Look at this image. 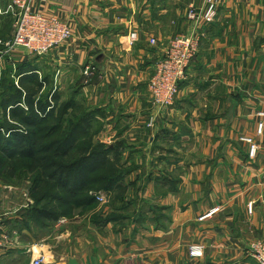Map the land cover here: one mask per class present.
I'll return each instance as SVG.
<instances>
[{"label": "crops", "instance_id": "obj_1", "mask_svg": "<svg viewBox=\"0 0 264 264\" xmlns=\"http://www.w3.org/2000/svg\"><path fill=\"white\" fill-rule=\"evenodd\" d=\"M8 3L0 0L3 40L14 33L1 32L8 25L10 31L14 19ZM35 4L47 15L72 20L73 37L41 57L18 48L9 56L12 63L27 65L28 75L43 67L44 89L49 85L60 97L68 92L92 112L94 141L111 148L122 143V165L130 169L121 191L103 194L108 206L117 201L103 209L111 221L89 228L91 242L86 232L75 233L83 251L59 255L54 263L257 264L250 248L264 240V130L258 134L259 122L264 126V0H217V16L204 28L175 105L163 113L148 92L155 66L174 38L191 32L188 8L205 10L207 0ZM132 32L139 42L131 47ZM89 67L92 76L85 75ZM244 137L258 144L256 157ZM9 226L0 221V264H29L31 252L44 243L15 235L5 240ZM193 244L204 246L202 259L189 256Z\"/></svg>", "mask_w": 264, "mask_h": 264}, {"label": "trees", "instance_id": "obj_2", "mask_svg": "<svg viewBox=\"0 0 264 264\" xmlns=\"http://www.w3.org/2000/svg\"><path fill=\"white\" fill-rule=\"evenodd\" d=\"M27 72L28 67L24 73L19 72L26 75L20 79L21 90L11 91V81L3 79L2 85L9 91L1 92L0 106H10L9 120L13 124L8 123L6 115L0 116V171L18 166L37 174L33 193L38 196L43 188L47 189L41 201H67L66 195L51 193L61 184L70 198L92 194L80 201L81 206H94L99 195L121 191L124 177L130 171L122 165L123 152L118 151L123 144L111 148L96 143L95 117L88 110L75 114L79 107L75 101L60 104V96H51L52 92L47 103L37 100L44 83L39 82L37 89L23 85L38 78L28 77ZM75 150L79 152L75 161L59 163V159L68 158ZM39 215L53 219L49 212L42 211ZM111 219L109 216L100 226Z\"/></svg>", "mask_w": 264, "mask_h": 264}, {"label": "rangeland", "instance_id": "obj_3", "mask_svg": "<svg viewBox=\"0 0 264 264\" xmlns=\"http://www.w3.org/2000/svg\"><path fill=\"white\" fill-rule=\"evenodd\" d=\"M8 4L10 5V3H8ZM190 8H191V6L188 8V10L186 12V19L190 23L189 25L191 26V32H192L193 23L188 19V12H189ZM195 8L198 9L197 7H195ZM198 10H200V9H198ZM71 21L72 20H70V22H69L70 25H71ZM13 24H14V19L13 20L11 19L10 31H9V25H8L4 29L2 27L3 30L1 29V32L2 33L7 32L8 34L10 33L9 35H11L12 34L11 32L14 31ZM205 26H207V25H205ZM205 26H203L201 28L203 33H204ZM191 32L188 34H181V35L177 36L176 38H174L170 42L165 55L158 62H160L162 59L166 58L167 52L169 51L171 44L177 38L182 37V36H188L191 34ZM133 33H137V32H132L131 34H133ZM3 34H5V33H3ZM131 34L127 38H128L129 46L132 47L137 42H139V35L137 33V35H138L137 40L135 41L134 44H130L129 40H130ZM13 36H14V33H13ZM13 36L8 40L7 39L6 40L0 39V41L2 42V44H0V61H3V63L0 62V64L2 63L1 64L2 67L0 65V99H1V92L2 91H4V90L9 91L8 88H6L2 85L3 78H6L9 81H11V84H12V87L10 89L11 91H14L15 89L21 90L22 85L20 83V79L26 75L23 74L22 76H18L17 73H19V72H21V74L24 73L26 71V67H28L27 65H24V64H22L20 66H18L17 64L15 65L14 63H12V60L9 57L12 54L11 53L5 54L7 51V48L4 46V43L12 40ZM204 36H205V34H204ZM4 38H5V36H4ZM150 44L152 46L157 45L156 39H151ZM200 47H201V44H200ZM200 47H199V51H200ZM38 57H41V56H38ZM158 62H157V64H158ZM192 63L190 64V66L192 65ZM157 64H156V66H157ZM156 66H155L154 73L150 79V82L152 81L153 77H155V75L157 73L156 72ZM87 69H89L90 71H89L88 75L85 72V75L92 76L94 69L92 67H89ZM38 71H40V74L37 73L36 75H34V74L28 75V77L38 76L37 80L32 81L29 79V81L24 82L23 85L30 86L32 89H37V87L39 86V82H41L42 80L45 79L44 68L41 67L40 70H38ZM186 78H187V73H186ZM150 82H149V84H150ZM181 85H182V82L179 83V93H178V95L174 101V105H175V102H176V100L180 94ZM148 92H149V97H150L151 103L153 105L154 101H153V97H152V94H151L150 89H149V85H148ZM49 93H50V86L49 85L46 86L45 89L43 86V88L39 92L37 100L40 98L39 101L41 100V102L47 103L48 100L50 98H52L51 96H53L54 94H58V91H55L51 96ZM63 93H64V96L60 97V104L74 101L70 97L68 92H63ZM80 99L86 100V97L83 96V98L80 97ZM75 104H77V103H75ZM174 105L169 107V108H165V107L164 108H157L154 105L153 106L155 108H157L160 113H163L167 110L172 109L174 107ZM79 107H81V109ZM79 107H77V109L74 111L75 114L81 115V114H83L84 110L85 111L87 110L86 108H84V106H82L80 104H79ZM9 114H10V106L9 105L5 106V107L0 106V116L6 115L8 123L13 124L9 120V117H10ZM261 117H264V115ZM156 119H157L156 116L151 117L149 120V123H148V127H154ZM261 124H262V122L260 121L258 124V134H262V132L264 130V126H263V129H260ZM248 139L252 140V138L244 137L241 139V141L248 145L249 155L252 158H254L256 156H252L253 155L251 152L252 151V143H248L247 142ZM252 142L258 148V151H259L258 144L254 140H252ZM43 144H45V143H43ZM78 157H79V152L77 150H75L74 152L71 153V155L68 158L63 159L62 161H61V159H59L58 161H59V163L62 162L64 164H69V163L75 161ZM26 166H28V165H26ZM37 178H38V175L35 173L29 172L27 167L21 168V167L16 166L14 168L7 169L4 172L0 171V221H5V222H7L8 225H11L12 227L15 226L19 229V231H16L15 233H13L12 227L9 226L7 233H5V235H6L5 240L10 241L11 238H13L15 235L16 237L18 236V238H20V239H30V240L34 239L36 241V244L44 243L43 245H45V246H42L40 249H43V251L45 250L44 251L45 253L41 252L40 249L37 247L31 252V254L34 255V257H36L38 255V253H43L47 258L48 264H55L53 259H55L59 255H68V256L72 255V256H74L77 254V252L81 253L83 251V249L79 247L76 239L74 238L75 233H77L78 231L86 232L85 234H87L88 240H89V242H91V235L92 234L90 233L89 228L92 227L93 225H101L102 223L106 222L110 216L107 213H105L103 210L106 206H108V204H107L108 199L105 196V202H101V201L99 202L97 200V203L94 206L93 205L92 206L91 205L90 206H84V205L81 206V205H79L80 201L82 202L83 199H85V198L87 199L88 197L90 198L92 196V194L89 193V194H86L85 196H78V197L70 198L66 194V191L63 188L64 187L63 184H61L51 193L52 194L55 193L57 196H60V195L65 196L66 195L65 198H67V201H65V202H59V201H53V200H47V201L42 200L41 201V199H42L43 195L46 193L47 189L43 188L40 192H38V196L33 193L32 189L35 186L34 184H35V180ZM73 182L74 181H72L71 183H73ZM101 195H103V194H101ZM101 195H99V196H101ZM111 203H113V206H114V205H116L117 201L113 200V202L111 201ZM111 203L109 204V206L111 205ZM124 203H126V202L122 201L118 205L122 206ZM109 206H108V208H109ZM251 207H252V211L250 210ZM100 208H102V209H100ZM214 210H217L216 212H218L219 208H216ZM42 211L51 213L53 216V219L40 218L41 215H39V214ZM248 213H249V215H252V213H253V205L252 204H249V206H248ZM209 215H211V213ZM21 229L27 230L28 233H26L25 235L22 236ZM88 229H89V231H87ZM260 241H264V240L258 239L251 244L250 255H251V250H252L253 245L256 243H259ZM56 242H57V244H56ZM53 244H55L56 249L51 246ZM193 245H201V244H193ZM193 245H191L190 247H192ZM201 246H203V245H201ZM47 247H50V248H47ZM88 249H89L88 251L91 252V250H90L91 248L89 247ZM189 250H190V248H189ZM204 255H205V248H204ZM204 255H203V257H204ZM189 256H190V252H189ZM202 258H200V259H202ZM192 259H195V258H192ZM31 263H32V261L29 264H31ZM19 264H25V263L23 262V263H19Z\"/></svg>", "mask_w": 264, "mask_h": 264}, {"label": "built area", "instance_id": "obj_4", "mask_svg": "<svg viewBox=\"0 0 264 264\" xmlns=\"http://www.w3.org/2000/svg\"><path fill=\"white\" fill-rule=\"evenodd\" d=\"M8 1L9 12L14 17V36L12 40L4 43L7 48L5 54H12L18 48H24L36 56H45L72 39L70 23L57 16L45 14L36 6L35 0ZM46 2L47 0H39V5ZM216 16L217 0H207L205 10H198L191 6L188 12V19L193 23L191 34L179 37L171 44L166 58L158 62L157 73L155 72L156 75L149 84L155 107L169 108L174 105L179 93V83L186 79L187 70L199 53V47L204 38L201 28L213 23ZM137 37V33L131 34L130 44H134ZM0 44H2L1 41ZM89 71L87 69V75ZM260 129H263V124L260 125ZM247 142L252 143L251 152L255 155L257 147L252 140L248 139ZM97 200L105 202V195L98 196ZM250 210L252 211V207ZM216 211L213 210L211 215ZM189 252L192 258L200 259L204 255V247L193 245ZM251 256L257 264H264V241L253 245ZM31 264H48V261L43 253H38Z\"/></svg>", "mask_w": 264, "mask_h": 264}, {"label": "water", "instance_id": "obj_5", "mask_svg": "<svg viewBox=\"0 0 264 264\" xmlns=\"http://www.w3.org/2000/svg\"><path fill=\"white\" fill-rule=\"evenodd\" d=\"M69 264H78V262H77V260H75V259H71V260L69 261Z\"/></svg>", "mask_w": 264, "mask_h": 264}]
</instances>
